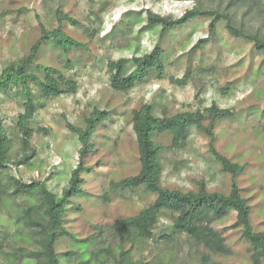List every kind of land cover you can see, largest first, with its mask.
Returning <instances> with one entry per match:
<instances>
[{"label":"clouds","instance_id":"clouds-1","mask_svg":"<svg viewBox=\"0 0 264 264\" xmlns=\"http://www.w3.org/2000/svg\"><path fill=\"white\" fill-rule=\"evenodd\" d=\"M29 261L264 264V0H0V264Z\"/></svg>","mask_w":264,"mask_h":264},{"label":"trees","instance_id":"trees-1","mask_svg":"<svg viewBox=\"0 0 264 264\" xmlns=\"http://www.w3.org/2000/svg\"><path fill=\"white\" fill-rule=\"evenodd\" d=\"M145 163H146V165L148 163L147 157L145 158ZM32 223L39 224V221L38 220H33ZM29 264H30V261H29Z\"/></svg>","mask_w":264,"mask_h":264}]
</instances>
